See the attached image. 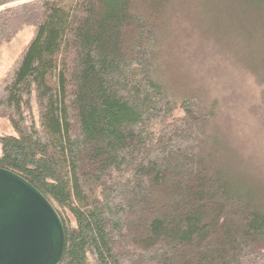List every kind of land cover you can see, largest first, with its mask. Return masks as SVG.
Masks as SVG:
<instances>
[{
  "label": "trees",
  "instance_id": "1",
  "mask_svg": "<svg viewBox=\"0 0 264 264\" xmlns=\"http://www.w3.org/2000/svg\"><path fill=\"white\" fill-rule=\"evenodd\" d=\"M26 25L0 167L56 208L59 264H264L263 173L212 74L237 54L264 86V0H0V47Z\"/></svg>",
  "mask_w": 264,
  "mask_h": 264
},
{
  "label": "water",
  "instance_id": "2",
  "mask_svg": "<svg viewBox=\"0 0 264 264\" xmlns=\"http://www.w3.org/2000/svg\"><path fill=\"white\" fill-rule=\"evenodd\" d=\"M64 243L51 201L21 175L0 167V264H59Z\"/></svg>",
  "mask_w": 264,
  "mask_h": 264
},
{
  "label": "rangeland",
  "instance_id": "3",
  "mask_svg": "<svg viewBox=\"0 0 264 264\" xmlns=\"http://www.w3.org/2000/svg\"><path fill=\"white\" fill-rule=\"evenodd\" d=\"M32 35L33 26L26 25L0 47V81ZM237 57V54L225 55L224 52L215 55L213 63L221 71L212 73L219 82L214 91L219 93L222 101L228 131L243 154L251 157L246 162L251 173L256 175L261 171L263 174L260 175L264 177V86ZM208 80L213 85L211 78ZM255 103H259L258 108L252 110ZM3 134H15L6 118H0V135Z\"/></svg>",
  "mask_w": 264,
  "mask_h": 264
}]
</instances>
